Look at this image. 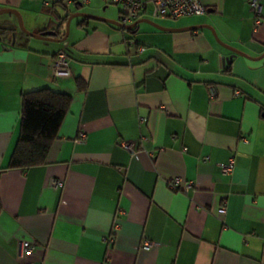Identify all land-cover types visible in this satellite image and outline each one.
Listing matches in <instances>:
<instances>
[{
	"label": "crops",
	"instance_id": "1",
	"mask_svg": "<svg viewBox=\"0 0 264 264\" xmlns=\"http://www.w3.org/2000/svg\"><path fill=\"white\" fill-rule=\"evenodd\" d=\"M46 1L0 8L19 10L34 33L63 38L69 9ZM201 1L203 15L140 18L170 30L142 22L132 33L77 17L73 38L46 48L2 33L0 264H264V25L255 29L248 0ZM108 4L93 0L86 13L116 14ZM8 22L16 18L0 20ZM197 25L247 56L208 28L183 29ZM61 52L68 77L54 73ZM44 87L72 95L70 109L44 165L9 169L22 94ZM232 156L234 171L224 173ZM51 178L64 186L50 187ZM176 178L192 187L173 190ZM144 237L159 245L143 249ZM24 242L36 249L21 259Z\"/></svg>",
	"mask_w": 264,
	"mask_h": 264
},
{
	"label": "built area",
	"instance_id": "2",
	"mask_svg": "<svg viewBox=\"0 0 264 264\" xmlns=\"http://www.w3.org/2000/svg\"><path fill=\"white\" fill-rule=\"evenodd\" d=\"M93 0H47L46 5H61L68 8L71 5L85 6L89 5ZM109 3L117 4L121 6L119 22L122 27L134 23L140 19L146 13H150V16L154 19L168 18L176 20L186 16L203 15L207 12L206 5L201 0H150L151 9H149V2L146 0H106ZM250 8L254 13L255 29H259L264 25L263 19V2L264 0H248ZM140 51L143 48H139ZM55 76L68 77L70 75V64L67 56L61 52L58 53L55 61ZM209 93L211 98H215L218 94L215 87H209ZM237 95L239 93H236ZM143 121V120H142ZM86 133L81 132L78 142H83L86 139ZM122 146L129 150L132 154H136L137 148L133 142H122ZM235 168V157L232 156L228 164L222 165V171L224 173H231ZM181 178H176L170 183V187L173 190L187 191L192 187L191 183L181 186ZM48 185L52 188H62L64 181L59 178H51L48 181ZM220 213L224 214L226 209L224 206L220 208ZM158 242L152 241L146 237L143 238L141 246L145 250H150L158 246ZM36 249L35 243L24 242L20 249L19 257L23 259L27 254H30ZM20 264H38L30 261H22Z\"/></svg>",
	"mask_w": 264,
	"mask_h": 264
},
{
	"label": "trees",
	"instance_id": "3",
	"mask_svg": "<svg viewBox=\"0 0 264 264\" xmlns=\"http://www.w3.org/2000/svg\"><path fill=\"white\" fill-rule=\"evenodd\" d=\"M65 10L68 8L65 7ZM68 16L69 13L63 17V21ZM84 21H88V18H82L80 23ZM135 30L136 26L129 31L133 33ZM4 32V30L0 31V34ZM77 84L81 90L86 89V85L80 78L77 79ZM71 103L72 95L55 91L49 87L22 94L21 131L8 166L9 169L26 171L47 162L51 146L58 136ZM1 207L0 202V210Z\"/></svg>",
	"mask_w": 264,
	"mask_h": 264
},
{
	"label": "water",
	"instance_id": "4",
	"mask_svg": "<svg viewBox=\"0 0 264 264\" xmlns=\"http://www.w3.org/2000/svg\"><path fill=\"white\" fill-rule=\"evenodd\" d=\"M77 8H80V6H76ZM1 14H7V15H11V16H14L16 18V20L19 22V26H21L22 30L26 33V34H29L33 37H37V38H40V39H44V40H47V41H64L66 40V38L68 37V34H69V30H70V23L72 22V20L74 18H88V19H91V20H97V21H102V22H106V23H109V24H112V25H115V26H118V27H122L121 23H119L118 21L116 20H113V19H110V18H106V17H101V16H98V15H94V14H89V13H86V12H82V11H78V12H75L73 14H70L68 17H67V20H66V34L63 38H55L56 36V32L54 31H48V32H43V33H40V34H37V33H34L30 30L27 29V27L24 26V18H23V15L22 13L15 9V8H0V15ZM142 22H146V23H149L159 29H163V30H170L169 28H165V27H162L161 25L157 24L156 22H154L153 20H150V19H139L137 21H135L134 23L132 24H129L127 26H124L123 29L125 30H131L133 29L135 26H137L139 23H142ZM208 28L212 31V33L214 34L215 38L217 39V41L223 45L224 47L230 49L234 54H241V55H244V56H247V54L237 48H234L230 45H227L225 42H223L218 34L216 33L214 27L210 26V25H197V26H192V27H188V28H183V29H195V28ZM16 29H17V24L15 23H10L8 22L7 24L3 25V24H0V31L4 30V31H9L12 33V39H13V43H15L16 41ZM2 38L1 34H0V39ZM234 55L232 56H229L228 58H224L223 59V64L226 65L228 63H230L233 59ZM264 57V54L260 57L262 58ZM259 59V58H257Z\"/></svg>",
	"mask_w": 264,
	"mask_h": 264
},
{
	"label": "rangeland",
	"instance_id": "5",
	"mask_svg": "<svg viewBox=\"0 0 264 264\" xmlns=\"http://www.w3.org/2000/svg\"><path fill=\"white\" fill-rule=\"evenodd\" d=\"M119 5H115V4H108V8H113V9H117V12L116 14L114 15H110L107 13L108 10H102L101 11V14L98 15V16H101V17H106V18H110V19H113V20H116L119 22V17H120V13H119ZM68 11L69 13H74L75 11H83V12H86L88 11V5H85V6H82L80 8H76V6L74 5H71L68 7ZM6 16H10V15H7V14H1L0 15V20L1 18H4ZM108 16H111V17H108ZM13 18H15L13 16ZM79 18H74L73 21L70 23V30H69V34H68V37L67 39H72L73 38V35H74V31H75V28L77 26V22H78ZM120 23V22H119ZM16 24H17V29H16V40L17 41H22V40H31V42H33L35 45H38L39 47H44L46 48L47 46H57V44H62V43H54L52 41H47V40H44V39H40V38H37V37H33L29 34H26L21 26H19V22L16 20ZM24 26L26 27L25 23H24ZM28 29V28H27ZM66 24L64 26V28L61 30V34H65L66 33ZM30 30V29H28ZM31 31V30H30Z\"/></svg>",
	"mask_w": 264,
	"mask_h": 264
},
{
	"label": "flooded vegetation",
	"instance_id": "6",
	"mask_svg": "<svg viewBox=\"0 0 264 264\" xmlns=\"http://www.w3.org/2000/svg\"><path fill=\"white\" fill-rule=\"evenodd\" d=\"M3 31V30H2Z\"/></svg>",
	"mask_w": 264,
	"mask_h": 264
}]
</instances>
